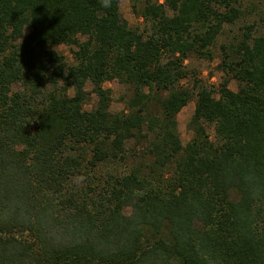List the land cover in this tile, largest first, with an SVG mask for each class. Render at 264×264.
I'll use <instances>...</instances> for the list:
<instances>
[{
	"label": "trees",
	"instance_id": "16d2710c",
	"mask_svg": "<svg viewBox=\"0 0 264 264\" xmlns=\"http://www.w3.org/2000/svg\"><path fill=\"white\" fill-rule=\"evenodd\" d=\"M247 1L131 0L129 27L121 0H0V264H264V16L229 30ZM214 51L208 86L185 62Z\"/></svg>",
	"mask_w": 264,
	"mask_h": 264
},
{
	"label": "rangeland",
	"instance_id": "374dc122",
	"mask_svg": "<svg viewBox=\"0 0 264 264\" xmlns=\"http://www.w3.org/2000/svg\"><path fill=\"white\" fill-rule=\"evenodd\" d=\"M131 0H121L120 2V15L122 19L127 23L129 27H139L142 26L140 19H138L134 13L132 12ZM246 9L249 10L252 6L255 8L251 10V13H248L246 17H242L239 22L229 29L232 35L241 36L242 28L244 25L251 23L256 20L259 15L264 16V0H249L246 2ZM257 12V14H256ZM259 14V15H258ZM70 48L64 45H60L57 47V51L59 54L68 57L71 59ZM218 63L217 52H213V59H191L185 62L186 66L193 70V72L197 75L198 79H200L205 85L217 86L219 81L221 80V73L217 72L216 65ZM104 88L110 89L111 91V104L110 110L112 112H118L122 109V104L119 102V96L121 94V86L116 81L107 82L104 84ZM229 88L233 91L236 90L235 83L231 81L229 83ZM17 89V87H15ZM86 90L90 91L91 86L87 85ZM92 103L94 102V96H91ZM91 103V104H92ZM194 101L189 102L177 115V123H178V131L180 134L181 142L185 144L190 138V132L187 130V123L189 118L193 113ZM211 131V129H210Z\"/></svg>",
	"mask_w": 264,
	"mask_h": 264
}]
</instances>
